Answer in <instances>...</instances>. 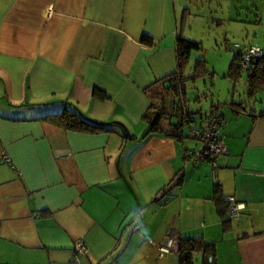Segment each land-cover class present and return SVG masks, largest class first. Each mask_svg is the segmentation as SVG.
<instances>
[{"label":"crops","instance_id":"obj_1","mask_svg":"<svg viewBox=\"0 0 264 264\" xmlns=\"http://www.w3.org/2000/svg\"><path fill=\"white\" fill-rule=\"evenodd\" d=\"M177 35L174 0H0V264H71L76 240L78 264H177L169 231L213 244L194 264H264L263 96L218 105L215 167L191 159L200 112L182 140L146 133ZM66 104L109 128L42 118Z\"/></svg>","mask_w":264,"mask_h":264},{"label":"rangeland","instance_id":"obj_2","mask_svg":"<svg viewBox=\"0 0 264 264\" xmlns=\"http://www.w3.org/2000/svg\"><path fill=\"white\" fill-rule=\"evenodd\" d=\"M174 1L178 34L198 45L192 47L182 66L185 75L195 69L201 72L186 80L188 108L203 113L212 105L224 108L234 97L238 99L241 92L246 100L253 97L244 92L247 91L245 71L236 80L227 75L237 51L233 49L235 43L242 49L259 44L264 50V0ZM200 59L204 69L203 63L197 62ZM262 88L255 92V99L264 98Z\"/></svg>","mask_w":264,"mask_h":264},{"label":"trees","instance_id":"obj_3","mask_svg":"<svg viewBox=\"0 0 264 264\" xmlns=\"http://www.w3.org/2000/svg\"><path fill=\"white\" fill-rule=\"evenodd\" d=\"M145 40L149 41L148 38H145ZM196 46L198 45L178 34L176 38V70L156 79L146 87L150 100L149 108L143 115L148 125L146 133L157 131L177 140H182L185 137L183 134L184 122L190 121L192 114L200 112L199 110L188 108L185 83L187 78H195L201 72H197L196 69L195 72L189 75H185L182 72V66L188 58L192 47ZM242 61L243 56L237 50L230 61L227 76L231 77L232 80H236L237 77L241 76V71H245L244 76L247 82L246 93L253 95L264 86V52L262 51V54L259 56H252L246 65H243ZM197 62L203 63V60L200 59ZM202 65L204 69V63ZM92 93L99 95L102 93V90L95 87L92 89ZM236 105L237 111H242L245 108L242 102H237ZM214 109H218V106H211L208 111L210 112ZM208 111L206 112L208 113ZM206 112L203 113L206 114ZM203 113L200 112V115ZM42 118L66 128H86L90 130L109 128L103 122L93 121L85 117L84 113L78 108L68 104L59 112L47 113ZM227 201L230 203L228 198ZM212 249L213 244L205 241L201 236L181 237L179 234L178 248L175 252L177 264H194L192 257L195 253H203L204 255Z\"/></svg>","mask_w":264,"mask_h":264},{"label":"built area","instance_id":"obj_4","mask_svg":"<svg viewBox=\"0 0 264 264\" xmlns=\"http://www.w3.org/2000/svg\"><path fill=\"white\" fill-rule=\"evenodd\" d=\"M236 50L243 56L242 64L246 65L252 56H259L262 54V49L258 46H249L246 49L239 47L238 43L234 44ZM204 123L201 128H192V134L197 138L201 145L198 150L192 152V159L208 160L215 167L216 156L220 153H225L226 147L224 145L222 136L220 135V128L224 122L223 117L218 109H214L204 114ZM233 201V197H229ZM242 207V204L231 202L228 209L229 217L235 215ZM179 233L177 231H169L166 240L157 245L158 256L162 257L167 253H175L178 248ZM86 246L82 240L74 242V252L71 259V264H78V254L85 253Z\"/></svg>","mask_w":264,"mask_h":264},{"label":"bare ground","instance_id":"obj_5","mask_svg":"<svg viewBox=\"0 0 264 264\" xmlns=\"http://www.w3.org/2000/svg\"><path fill=\"white\" fill-rule=\"evenodd\" d=\"M230 197H233V201H231V200L229 199V197H228V200L230 201V203H231V202H235L236 204H241V203H239V202L235 199L234 196H230Z\"/></svg>","mask_w":264,"mask_h":264}]
</instances>
